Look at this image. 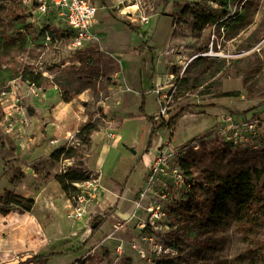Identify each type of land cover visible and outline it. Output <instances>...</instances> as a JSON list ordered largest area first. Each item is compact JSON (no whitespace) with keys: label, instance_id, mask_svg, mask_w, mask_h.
I'll return each instance as SVG.
<instances>
[{"label":"rangeland","instance_id":"374dc122","mask_svg":"<svg viewBox=\"0 0 264 264\" xmlns=\"http://www.w3.org/2000/svg\"><path fill=\"white\" fill-rule=\"evenodd\" d=\"M37 1L0 0V31L7 15L16 10H22L23 17L18 29L25 22L36 31L30 47L0 55V64L27 67L43 76L46 87L17 79L0 88V140L7 148L15 147L14 152L6 151V158L0 157V196L10 191L35 201L30 212H0V264H250L247 246L253 238L263 237L264 224L247 228L240 217L247 218L246 224L252 216L264 217V0H238L228 8L222 5L224 0H126L136 11L122 13L123 19L145 25L139 34L115 22L103 27L98 12L94 27L102 34L90 47L103 53L98 63L101 76L85 90L86 81L72 73L79 60L70 31L52 5L41 12ZM235 7L243 8L246 20L240 28L226 29L227 70L215 77L196 75V60L210 43L211 28L196 32L193 14H230ZM47 27L55 37L42 45L38 36ZM141 43L155 45L157 85L148 79L144 59L134 49ZM148 55L145 61L151 65ZM182 78L188 83L178 86ZM64 90L81 91L73 100L81 117L65 106L54 116ZM142 92L148 95L144 112L140 111ZM223 92H236V96L220 97ZM184 106L191 109L172 137L170 130L157 129ZM222 117L234 120L235 131L228 123L218 130ZM94 121L99 128L86 147L76 135ZM153 128L157 131L151 139ZM236 131L237 138L231 139ZM167 144L183 151L179 162L190 163L188 180L198 191L212 174L232 171L233 163L252 170V179L227 189L225 195L231 197L226 208L193 222L188 228L191 237L179 216L168 211L169 206L175 209L185 202L189 191L172 186L162 176L158 190L169 188V199L161 229L151 243L162 249L155 254L144 242L132 249L130 242L138 239L129 228L125 234L116 233V240H107L113 223L107 216L119 209L109 199L100 203L89 195L103 191L94 183L99 180L109 190L115 183L124 184L126 199H135L147 178L145 156ZM64 145L77 146L74 159L52 160L53 152ZM70 168L93 175L91 181L74 184L76 191L66 195L57 176ZM78 195H84V203L78 204ZM123 203L121 210L126 212L131 202ZM98 220L105 222L88 240ZM119 237L126 241L122 255L115 253Z\"/></svg>","mask_w":264,"mask_h":264},{"label":"trees","instance_id":"16d2710c","mask_svg":"<svg viewBox=\"0 0 264 264\" xmlns=\"http://www.w3.org/2000/svg\"><path fill=\"white\" fill-rule=\"evenodd\" d=\"M238 0H224L223 6L228 8L230 4H235ZM23 7V5L21 4ZM22 10L11 11L10 15L4 19L5 27L0 31V55L7 56L12 52H17L21 49H26L30 47L35 41L34 32H36L31 24L24 22L22 30L18 26L23 20L21 16ZM229 14V13H228ZM227 12H223L221 15L204 14L202 12H195L193 14V28L196 32L200 33L207 27L214 24H218V27L225 26V30L240 28L246 20V15L243 8L241 11L235 13L231 17H227ZM20 26V25H19ZM127 27L130 30L136 31L135 27L131 23H127ZM50 27H47L40 31L38 39L42 45L47 44L46 36L47 34L54 40L55 33L50 31ZM142 53V52H141ZM75 56L79 60V66L77 70H74L73 75L77 76L79 79H84L86 84H84V89L91 88L92 84L101 76L100 68L98 63L101 62L103 53L96 50L93 47H86L84 49L76 50ZM152 63L154 58L151 59ZM146 62V61H144ZM197 70L196 75H208L215 77L218 73H225L227 70V63L225 59L219 58H204L200 57L196 60ZM21 79L22 82L32 85L36 88H46L44 87L43 76L37 74L27 67H22L17 69L14 66H3L0 64V88H5L10 82ZM178 86L181 84H187L188 81L182 78L179 80ZM81 91L75 92L74 94H68L65 90L61 95V101L64 103H70L75 98L78 97ZM236 92H223L220 97H235ZM147 93L142 92L141 94V106L140 111L144 112L146 106ZM191 109L190 106H184L177 108V112L169 118L166 122H163L157 129H168L173 132V129L178 124L179 120ZM151 122H154V118L149 117ZM99 123L97 121L86 124L76 135L79 143H83L86 147L91 144L92 135L98 131ZM156 128H153L151 139L156 133ZM173 133L171 134L172 137ZM7 143L5 140H0V157L6 158L7 152L10 148L15 151V147L7 148ZM151 146V144H150ZM6 149V150H5ZM77 146L68 147L66 145L61 146L56 149L51 159L54 161L61 160H71L74 159L77 154ZM5 151V152H4ZM181 168L184 174L189 177L191 176V165L187 160L181 162ZM232 171L227 174H212L208 179L207 183L201 184L199 186V191L195 188H191L188 192V199L185 202H181L177 205L175 209L169 206L168 211L170 213L177 214L179 216L180 222L185 225L189 231V226L193 222L205 221L208 219L210 214L223 211L226 208V202L231 197V194L225 195L226 191L233 185H239L242 187L246 182L250 181L253 176V171L250 169H243L233 163ZM92 172H79L73 168L68 171L61 173L57 176V181L66 195L76 191L74 184L88 182L92 180ZM212 177V178H211ZM264 187V185H263ZM125 189L124 184L115 183L114 191L115 194L122 195ZM35 205V201L31 198L18 196L10 191H5L0 196V212L3 214H9L11 212L20 210L21 212L32 211ZM251 207V206H250ZM112 214V213H111ZM108 215V218H111ZM246 217H240V223H244L247 228L249 226L255 227L261 223L264 224V217L255 218L252 216L250 218V223H247ZM105 220H98L96 227H93L92 233L88 240L91 239L96 232L100 229L102 223ZM189 235L192 237L193 233L189 231ZM247 252L250 256V264H264V235L263 237L253 238L249 241L247 246Z\"/></svg>","mask_w":264,"mask_h":264},{"label":"built area","instance_id":"2783aa9c","mask_svg":"<svg viewBox=\"0 0 264 264\" xmlns=\"http://www.w3.org/2000/svg\"><path fill=\"white\" fill-rule=\"evenodd\" d=\"M37 3L38 9L41 12H46L49 5L54 7L58 16L62 18L67 30L72 35L71 46L74 51L85 48L87 44L99 41L100 38L92 33L98 12V8L93 4V0H38ZM241 9L235 7L225 19L238 11L240 12ZM210 28V43L199 53L198 57L219 59L230 57L223 49L224 44L227 42L225 26L218 27L216 23L210 26ZM46 40L47 43L51 41V37L48 34ZM157 95L161 98V89L157 90ZM159 103H161L160 99ZM161 113H165V107H162V105ZM233 121L232 118L225 120L222 117L221 120L217 121L218 130L225 129L228 123L232 131H235ZM237 136L238 132L236 131L231 136V139L237 138ZM182 155V150L174 148L169 144L153 155L150 164L146 166L147 178L139 189L137 197L131 201L128 217L125 220H121L115 213L111 214L113 223L111 231L107 234V240L115 239L116 233H119L122 229L125 232L129 228L138 239V243L135 241L130 242L129 245L132 249H139L141 242L149 244L150 247L152 246L154 248L152 251L155 254L158 249H162L157 244H151L154 242V234L161 229V223L167 211L165 202L169 199V188L158 190L159 179L162 176H167L174 187H181L186 191L192 188L179 162ZM81 194L85 195V192L81 191ZM84 195L77 196L78 204L84 203ZM91 197L95 198L94 195H91ZM129 225H132V227H129ZM125 242L121 240L116 247L115 253L122 255V251H124L126 245Z\"/></svg>","mask_w":264,"mask_h":264},{"label":"crops","instance_id":"0c3cea01","mask_svg":"<svg viewBox=\"0 0 264 264\" xmlns=\"http://www.w3.org/2000/svg\"><path fill=\"white\" fill-rule=\"evenodd\" d=\"M95 1H97V2L96 3H93V4L98 8V12L100 14L98 12H97V14H99V16H98L99 17V21H101L103 27H105L106 25H108V24H110L112 22H115V23L124 25L125 26V29L128 30L129 32L133 33V34H135V33L136 34H139V31L140 30L143 31L145 29L146 26L143 25V24H140V22L137 23V24H134L135 22H130V21L125 22V20L123 19V14L122 13H125V15H127V14L131 15L132 13L135 14L134 12L136 11V7L135 6H127L125 4L126 0H95ZM98 1L100 3L99 6L97 5L98 4ZM96 20H97V16H96ZM128 22L134 25L136 31L130 30L127 27V23ZM164 31H166V29H164ZM92 33L98 36L101 32H98V30H95V27H93ZM150 37L148 36V37H146V39H149ZM140 40H142V39H138L137 41L139 42ZM150 43H147L145 45L141 43V44H139V45H137V46L134 47V49L137 51V53L139 55V59H144V61H145V57L148 54L150 55L151 58H155L154 55H153L154 53H156L155 45L152 44L153 46H151V45H149ZM90 46H91V43L89 45L88 44L86 45V47H90ZM149 55H148V57H149ZM155 62H156V58H155V61H153V63L151 65H149V64H147V62H145L144 63V68L146 69V73L147 74H148V71L150 72L148 74V77H149L148 79L152 80V84L155 83L157 85L156 78H157L158 75L155 72V66H154L155 65ZM75 103H76L75 101H72L70 103H64L60 99L59 102H58V105H56V107L54 108V111H53L54 112V116L56 117V113H57V111H58V109L60 107L65 106V107H70V109L74 110L73 112H75V114H78V116L81 117L79 115V113L75 111ZM154 154L155 153H152L151 156L153 157ZM151 156H145V160H144L145 167L148 164H150V161L152 159ZM96 173L99 174L98 172H96ZM100 179H101V174H100ZM97 182L99 183V180L94 183L95 184L94 186L101 187L103 191L100 192V193H98V194L97 193L91 194L90 192L89 193L91 195H94L95 198L100 201V203H101V200L103 201L104 199H109L108 202L109 203H112V204L113 203H117L118 206H116V207H118L119 210H117L115 212L116 215L118 217L122 218V219L127 218L128 217V214H129V210H127L126 212H122L123 210H121V208L123 207V204H124L123 202L124 201H130V202L132 201V199L131 200L126 199L127 189L124 190V192H123L122 195H118V194H115L114 191L109 190L108 188L106 189L100 183L98 184ZM139 189L138 190L136 189V190L139 191ZM129 227H132V225H129ZM120 233L125 234L123 229L118 234H120ZM121 236H122V234H121ZM115 240H116V238H115ZM121 240L122 241H125V240H123L122 237H119V242L116 243V244L118 245L121 242Z\"/></svg>","mask_w":264,"mask_h":264},{"label":"water","instance_id":"95a60500","mask_svg":"<svg viewBox=\"0 0 264 264\" xmlns=\"http://www.w3.org/2000/svg\"><path fill=\"white\" fill-rule=\"evenodd\" d=\"M130 151H131L132 153H134V154L136 153V151H135L133 148H131ZM95 227H96V225H95Z\"/></svg>","mask_w":264,"mask_h":264},{"label":"bare ground","instance_id":"6f19581e","mask_svg":"<svg viewBox=\"0 0 264 264\" xmlns=\"http://www.w3.org/2000/svg\"><path fill=\"white\" fill-rule=\"evenodd\" d=\"M131 13V12H130Z\"/></svg>","mask_w":264,"mask_h":264}]
</instances>
